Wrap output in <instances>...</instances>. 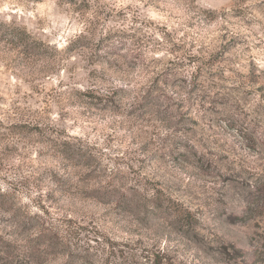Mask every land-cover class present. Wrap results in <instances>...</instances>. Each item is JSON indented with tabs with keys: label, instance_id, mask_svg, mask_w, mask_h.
I'll list each match as a JSON object with an SVG mask.
<instances>
[{
	"label": "clouds",
	"instance_id": "obj_1",
	"mask_svg": "<svg viewBox=\"0 0 264 264\" xmlns=\"http://www.w3.org/2000/svg\"><path fill=\"white\" fill-rule=\"evenodd\" d=\"M128 5L131 13L123 20L115 15L106 19L108 12ZM23 7L21 15L31 25L26 39L0 40V48L9 55L27 52L51 57L48 68L55 76L49 80L66 85L57 90L61 103L59 108L51 105L53 111L71 113L73 127L82 126L95 139L99 133L93 134L92 126H98L105 137L114 132L115 143L105 147L101 141L99 146L109 156L128 162L119 167H135L134 160L139 163L140 157L146 158V170L129 181H139V191L150 198L147 215L139 221L144 246L155 243L154 250L166 254L171 246L165 247L163 241L171 238L177 248L173 264H206L210 255L223 256L224 264H264V0H33ZM237 8L245 12L234 18ZM109 31L121 35L103 39ZM125 32L134 35L125 37ZM231 40L235 43L230 44ZM221 44L227 47L207 63ZM169 51L175 53L173 60L183 62L174 66L176 75L189 83L178 84L175 94L163 89L171 97L165 107L179 102L187 106L197 69L204 73L201 82L212 85L191 93L194 102L198 93H207L200 102L204 107L197 105L203 119L193 131H189L191 112L173 107L157 116L148 113L150 105L139 107L152 78L169 67ZM189 58L194 59L189 62ZM85 94L91 95L90 103L84 102ZM64 97L77 106L69 107ZM58 119L54 115L47 122L65 127L66 122L58 123ZM117 166L113 161L109 170ZM145 177L170 186L174 200L163 194L153 197L151 189L145 192ZM96 187L99 192L85 195L104 198L109 207L129 203L119 199L123 188L105 196L103 182ZM74 199L80 207L79 194ZM67 208L73 205L67 204L66 214ZM209 209L215 218L208 231L223 234L220 248L207 246L211 241L198 221L200 216L209 217ZM71 243L68 238L63 246L39 253L32 264H51L57 252L63 264H78L74 249L67 247Z\"/></svg>",
	"mask_w": 264,
	"mask_h": 264
},
{
	"label": "rangeland",
	"instance_id": "obj_2",
	"mask_svg": "<svg viewBox=\"0 0 264 264\" xmlns=\"http://www.w3.org/2000/svg\"><path fill=\"white\" fill-rule=\"evenodd\" d=\"M32 2L3 0L0 4V40L9 39L11 42L13 38L17 41L26 39L25 33L31 30V25L21 12L25 10L23 6ZM244 12V9H235L234 18L243 16ZM130 13L131 7L128 5L108 12L106 19L111 20L115 15L117 20H123ZM131 18L133 23L137 22L134 16ZM120 35L119 31H109L103 39ZM124 35L127 37L134 33L125 32ZM229 43L233 44L235 40ZM173 47L179 51L177 46ZM226 47L221 44L220 50L213 53L207 63H211ZM166 55L169 57V67L161 69L160 74L152 78V85L139 107L144 109L148 104V113L157 116L173 107L178 112L181 109L191 112L189 131H193L203 119L196 108L197 105L201 109L204 107L200 102L206 99L207 93H198L195 102L191 93L198 87L208 88L212 85L201 82L204 73L197 69L188 92L187 106L179 102L177 105L168 103L165 107V102L171 97L165 95L163 89L170 88L175 94L178 84L189 83L183 76L176 75L174 66H182L183 62L173 60L171 57L175 53L172 51ZM156 59L163 63L160 53H156ZM193 59L189 58V62ZM50 61L51 57L43 53L9 55L0 48V264H32L36 255L55 249L57 245L63 246L68 238L73 243L67 247L74 249L73 255L78 264H173L171 257L177 248L171 238L163 241L165 247L171 246V252L166 254L155 251V243L151 247L144 246L139 221L147 215L150 198L139 191V181L137 184L129 181L135 179L138 172L146 170L143 168L146 158L140 157L139 163L134 160L135 167H119L128 162L115 155L109 156L99 146L101 141L105 147L115 143L114 132L105 137L98 126H92V133H99V139H95L82 126L73 127L71 113L53 111L51 105L59 108L61 103L62 94H58L57 90L66 89V85L62 80H49V76H55L49 71ZM91 75L94 73H89ZM215 75L213 73L209 79ZM85 96L84 102L90 103L91 95ZM64 100L69 107L77 106L69 97H64ZM220 103L223 106V100ZM208 107L212 111V105ZM54 115L59 118L58 123L66 122V126L61 128L49 124L47 121L52 120ZM180 119L183 121L184 116L181 115ZM83 123L88 124L89 121L84 120ZM97 123L93 121V125ZM121 131L124 129L121 128ZM152 143L155 144V141ZM113 161L118 166L110 171L109 165ZM101 182L105 196L123 188L125 192L119 193V199L129 203L109 207L104 198L96 200L85 195L87 192H99L96 186ZM144 184L145 192L151 189L153 197L163 194L168 200H174L170 186H166L162 180L145 177ZM4 194L9 195L6 205L3 203ZM78 194L80 207H76L74 199ZM67 204H72L73 208H67L66 214ZM121 207L125 210L118 211ZM214 218L213 209H209V217L200 216L198 221L205 225L204 231L211 241L207 246L220 248L223 234L208 231ZM187 219L190 220V216ZM134 223L137 226L131 227ZM149 232L155 235L151 229ZM120 235L129 239L114 238ZM51 264H63L58 252L51 256ZM206 264H224V258L210 255L206 258Z\"/></svg>",
	"mask_w": 264,
	"mask_h": 264
},
{
	"label": "trees",
	"instance_id": "obj_3",
	"mask_svg": "<svg viewBox=\"0 0 264 264\" xmlns=\"http://www.w3.org/2000/svg\"><path fill=\"white\" fill-rule=\"evenodd\" d=\"M2 197H3V203L6 205L7 200H8V198H9V195L4 194V195H2ZM7 197H8V198H7ZM1 206H2V205H1Z\"/></svg>",
	"mask_w": 264,
	"mask_h": 264
}]
</instances>
